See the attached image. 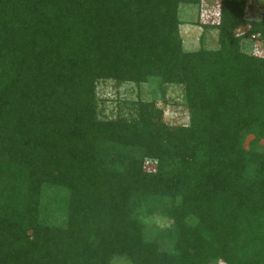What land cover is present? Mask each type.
Here are the masks:
<instances>
[{"label":"trees","instance_id":"1","mask_svg":"<svg viewBox=\"0 0 264 264\" xmlns=\"http://www.w3.org/2000/svg\"><path fill=\"white\" fill-rule=\"evenodd\" d=\"M201 1L0 0V264H264V0H218L185 49ZM107 79L181 86L187 123L101 117Z\"/></svg>","mask_w":264,"mask_h":264},{"label":"rangeland","instance_id":"2","mask_svg":"<svg viewBox=\"0 0 264 264\" xmlns=\"http://www.w3.org/2000/svg\"><path fill=\"white\" fill-rule=\"evenodd\" d=\"M263 0H247L244 17L246 19H258L261 15ZM218 0H202L196 6H184L180 8L178 26L182 45L185 49H196L200 35L203 36V46L214 48L216 46V31L204 29L199 25L213 26L218 20ZM244 28H238L242 31ZM241 49L246 53L259 55L262 46L255 38L241 41ZM154 83H117L113 80H99L96 85V95L99 99L98 112L101 117L114 118L116 115L127 116L131 113L130 102L136 99L150 100L153 98L155 105L162 111L161 119L168 125H184L187 123V112L182 100V88L176 84L164 85V95L161 98L159 92L155 91ZM150 162L146 161V166ZM147 225L164 227L168 220L160 215H151L144 219ZM110 264H128L123 258H115ZM219 264V263H218Z\"/></svg>","mask_w":264,"mask_h":264}]
</instances>
